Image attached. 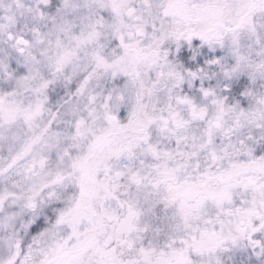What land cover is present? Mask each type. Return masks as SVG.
I'll list each match as a JSON object with an SVG mask.
<instances>
[{"label":"snow or ice","instance_id":"snow-or-ice-1","mask_svg":"<svg viewBox=\"0 0 264 264\" xmlns=\"http://www.w3.org/2000/svg\"><path fill=\"white\" fill-rule=\"evenodd\" d=\"M0 264H264V0H0Z\"/></svg>","mask_w":264,"mask_h":264}]
</instances>
